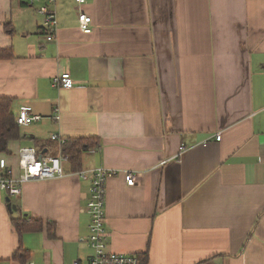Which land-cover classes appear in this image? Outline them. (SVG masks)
I'll use <instances>...</instances> for the list:
<instances>
[{
    "label": "crops",
    "instance_id": "1",
    "mask_svg": "<svg viewBox=\"0 0 264 264\" xmlns=\"http://www.w3.org/2000/svg\"><path fill=\"white\" fill-rule=\"evenodd\" d=\"M40 6L0 0V51L10 54L0 59V98L15 119L41 117L17 125L0 153L13 176L24 147L57 156L52 136L88 139L79 171L135 177L134 186L122 173L106 181L108 251L146 264H264V0H90L80 7L89 34L74 0H54L51 42ZM62 73L71 89L52 87ZM62 167L19 197L0 192V264H20V247L28 264L92 255L90 178ZM21 218L42 231L20 237L12 219Z\"/></svg>",
    "mask_w": 264,
    "mask_h": 264
},
{
    "label": "built area",
    "instance_id": "2",
    "mask_svg": "<svg viewBox=\"0 0 264 264\" xmlns=\"http://www.w3.org/2000/svg\"><path fill=\"white\" fill-rule=\"evenodd\" d=\"M26 4L41 5L38 13L42 16V27L45 31L46 40H54L56 32L55 12L52 8L54 0H23ZM78 6V28L81 33L89 34L92 31L91 18L80 10V7L90 0H74ZM52 87L61 89H71L73 81L69 73H62L53 77ZM41 117L31 116L27 111L21 110L16 117L18 126L28 125L39 121ZM54 119L58 120L59 116ZM220 134L215 136L216 141H220ZM51 139L56 141L59 148L65 145V140L56 136ZM181 145L179 153L184 151ZM68 161V156L59 154L57 156H38L33 148L24 147L19 151L18 165L21 173L18 177L13 176L12 170L7 166L4 159H0V192L8 197H19L22 192V186L29 181L49 180L64 176L62 163ZM162 161L160 165H164ZM122 173L127 186L135 185V177L132 173L126 171H116L114 169L96 168L94 170L79 171L77 176L81 179L90 178L89 200L85 207V212L89 216L87 243L92 251V255L85 264H139L137 255H119L108 251L107 232L105 220V193L107 179ZM74 264H79L75 262ZM217 264V263H216Z\"/></svg>",
    "mask_w": 264,
    "mask_h": 264
},
{
    "label": "trees",
    "instance_id": "3",
    "mask_svg": "<svg viewBox=\"0 0 264 264\" xmlns=\"http://www.w3.org/2000/svg\"><path fill=\"white\" fill-rule=\"evenodd\" d=\"M9 52L0 51V59L9 57ZM11 100L0 98V153L7 152V145L10 141L18 139V126L16 119L10 112ZM94 143L88 139H68L61 149L63 156H68V162L72 171L81 170V156L83 152L93 149ZM12 224L16 233L21 237L25 233L42 231L43 225L37 220H27L26 218L12 219ZM49 226V225H48ZM139 264H146V256L137 255ZM12 260L20 264H28L29 254L21 247L12 255Z\"/></svg>",
    "mask_w": 264,
    "mask_h": 264
},
{
    "label": "water",
    "instance_id": "4",
    "mask_svg": "<svg viewBox=\"0 0 264 264\" xmlns=\"http://www.w3.org/2000/svg\"><path fill=\"white\" fill-rule=\"evenodd\" d=\"M6 202L8 204V208L11 209L12 211H16L17 208L14 204L11 203L10 199L9 198H6Z\"/></svg>",
    "mask_w": 264,
    "mask_h": 264
}]
</instances>
